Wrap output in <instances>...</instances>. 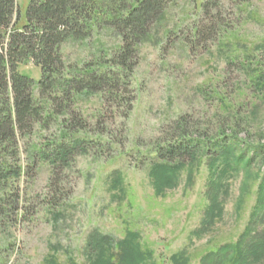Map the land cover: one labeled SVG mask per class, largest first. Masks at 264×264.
I'll list each match as a JSON object with an SVG mask.
<instances>
[{
  "label": "rangeland",
  "instance_id": "374dc122",
  "mask_svg": "<svg viewBox=\"0 0 264 264\" xmlns=\"http://www.w3.org/2000/svg\"><path fill=\"white\" fill-rule=\"evenodd\" d=\"M17 1L25 13L30 0ZM206 1H175L140 42L127 115L103 91L76 93L87 128L74 138L86 139L85 150L57 166L36 157L68 134L55 120L22 139V174L0 189V264H99L100 256L121 264L132 245L144 264H240L243 236L264 240V0H218L211 39L194 34L212 19ZM121 45L118 31L101 26L68 39L62 53L80 67ZM18 69L49 109L41 67L31 59ZM185 134L200 139V152L162 162L156 148ZM225 246L226 257L213 258ZM258 251L248 264H264Z\"/></svg>",
  "mask_w": 264,
  "mask_h": 264
},
{
  "label": "trees",
  "instance_id": "16d2710c",
  "mask_svg": "<svg viewBox=\"0 0 264 264\" xmlns=\"http://www.w3.org/2000/svg\"><path fill=\"white\" fill-rule=\"evenodd\" d=\"M175 1L30 0L24 13L17 0H0V189H6L11 178L21 176V141L33 132L36 123L48 126L53 120L59 121L68 133L65 138L48 141L36 157L57 166L69 161L74 152L85 150L86 139L74 138L77 132L87 128L86 120L74 107L76 93L103 91L112 104L124 106V115L133 109L135 96L130 86L139 61L138 45ZM217 1L204 3L206 16L212 19L207 27H195V37L203 35L211 39L218 35L217 25L221 24L218 17L222 12L213 13L212 9L214 4L218 5ZM101 26H110L120 33L121 47L110 58L80 67L66 64L63 44L70 38L87 37L95 27ZM31 59L41 67L42 76L37 83L42 97L50 104L49 109L34 98L35 80L18 69L20 63ZM201 147L200 139L185 134L159 145L156 153L162 162L172 164L194 158ZM260 155L264 158V146ZM57 178L54 172L52 185ZM7 193L3 192L6 198L2 200L10 199ZM8 202L15 203L14 199ZM246 238L244 235L238 247L240 264H248L252 254L264 249V240L253 244L244 241ZM134 249L132 245L121 254L124 258L121 264H144V258ZM243 250L246 253L240 256ZM227 251L229 248L225 246L213 258L224 259L223 253ZM99 259V264H113L110 257Z\"/></svg>",
  "mask_w": 264,
  "mask_h": 264
}]
</instances>
